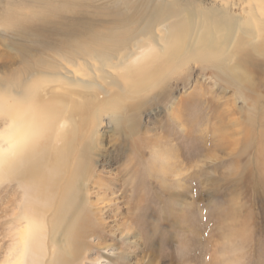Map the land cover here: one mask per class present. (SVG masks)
Here are the masks:
<instances>
[{"label": "rangeland", "instance_id": "374dc122", "mask_svg": "<svg viewBox=\"0 0 264 264\" xmlns=\"http://www.w3.org/2000/svg\"><path fill=\"white\" fill-rule=\"evenodd\" d=\"M193 1H229L264 28V0H0V91L19 94L46 76L47 87L67 89L77 77L100 101L120 104L114 118L100 106L98 138L89 124L78 140L79 151L95 134L97 174L67 213L56 249L71 221L95 233L83 235L73 264H264V38L250 35L244 51L235 43L224 77L182 66L149 95L121 71L136 43L163 42ZM26 198L19 178L0 186V264L23 222L14 207Z\"/></svg>", "mask_w": 264, "mask_h": 264}, {"label": "bare ground", "instance_id": "6f19581e", "mask_svg": "<svg viewBox=\"0 0 264 264\" xmlns=\"http://www.w3.org/2000/svg\"><path fill=\"white\" fill-rule=\"evenodd\" d=\"M25 1L38 6L45 0ZM192 4L194 7L174 24L163 42L154 43L145 38L135 44L129 62L121 68L134 89L144 88L146 93L159 89L182 66L192 64L212 68L217 76L224 77L233 71L226 63L232 58L231 49L235 43L234 49L244 51L249 48L246 49L245 41L250 35L254 39L264 38V28L257 18L243 19L231 9L229 1L213 6L195 1ZM169 65L171 72L162 73L161 70ZM52 76L53 81L62 78ZM49 77L35 80L19 94L0 91V186L19 178L27 192L23 204L14 207L19 209L23 222L14 227L13 240L4 251L2 264H73L83 254L82 248H86L83 235L95 233L91 225L83 229V224L71 221L65 244L59 246L61 251L56 249V234L69 224L67 213L83 193L88 192L87 183L97 174L90 153L96 148L94 142L101 123L97 119L103 115L99 113L96 117L95 114L104 104L107 108L104 110L110 106V115L114 118L120 104L112 97L100 101V94L94 91L96 86L92 82L76 77L71 80L70 88L53 87L54 84L47 87ZM75 86L79 92H74ZM80 90L89 94L84 95ZM60 91L63 93H58ZM63 98L69 102L64 103ZM89 124H93L96 137L93 133L91 144L82 142L78 151L82 128ZM135 200L139 206L141 197L136 195ZM102 223L100 219L99 224Z\"/></svg>", "mask_w": 264, "mask_h": 264}]
</instances>
